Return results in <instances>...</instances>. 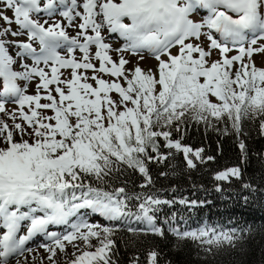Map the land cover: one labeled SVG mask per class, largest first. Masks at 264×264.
I'll return each instance as SVG.
<instances>
[{"label":"snow or ice","instance_id":"snow-or-ice-1","mask_svg":"<svg viewBox=\"0 0 264 264\" xmlns=\"http://www.w3.org/2000/svg\"><path fill=\"white\" fill-rule=\"evenodd\" d=\"M201 9L207 14L194 22L190 16ZM0 21V113L7 117L0 119V264L31 252L25 246L38 234L50 241L39 247L52 264L69 245L76 250L69 264H115L113 227L89 222L87 214L108 221L134 218L147 227L129 232L163 237L156 213L176 201L129 196L124 187L109 191L93 180L102 182L125 165L138 170L145 178L141 187H148L146 161L162 162L171 154L160 152V138L164 147L183 153L189 168L196 167L193 157L204 162L203 149L171 138L170 129L175 125L179 132L185 118L207 125L227 121L239 133L243 120L264 117V67L252 59L264 53V0H0ZM105 31L118 34L123 44L113 48ZM215 51L220 58L212 60ZM125 53L137 58L131 68ZM145 53L156 61L146 70L140 66ZM18 63L22 70H15ZM62 69L71 71L65 75ZM18 81H36L35 94ZM9 102L16 107L9 110ZM260 129L264 133V119ZM239 147L243 151L244 143ZM231 177L240 179L238 167L214 179ZM132 200L138 201L135 211ZM53 225L67 229L50 231ZM22 226L26 234L18 236ZM168 230L216 247H234L240 238L236 228L206 224ZM158 255L150 251L147 264H158Z\"/></svg>","mask_w":264,"mask_h":264},{"label":"trees","instance_id":"trees-1","mask_svg":"<svg viewBox=\"0 0 264 264\" xmlns=\"http://www.w3.org/2000/svg\"><path fill=\"white\" fill-rule=\"evenodd\" d=\"M264 117L245 119L237 133L230 122L213 121L212 125L185 118L178 132L174 125L170 131L173 140L195 149H203L204 162L195 160L189 168L182 152L164 147L160 138V152L169 154L162 162L146 161L152 184L145 183L138 170L121 165L105 180H93L96 186L113 190L124 187L129 196L149 194L162 200L176 201L171 206L161 205L156 213L157 224L165 230L163 237L144 232L132 233L128 228L143 229L147 225L133 219L116 221L112 239L115 246L111 258L115 264H147V254L159 253L158 264H264V133L260 120ZM169 130V129H164ZM227 130V131H226ZM240 142L245 145L242 151ZM155 155V153H151ZM208 157L213 159L208 160ZM238 167L240 179L217 181L215 175L229 168ZM244 184L251 187L245 188ZM217 186L220 191H217ZM184 199L189 203L180 204ZM196 201V205H191ZM133 211L138 201H129ZM173 217L175 219L173 220ZM169 223H165V220ZM218 230H239L235 246L227 243L220 247L201 245L198 241L181 240L168 229L195 230L204 225ZM211 251H205L206 248Z\"/></svg>","mask_w":264,"mask_h":264},{"label":"rangeland","instance_id":"rangeland-1","mask_svg":"<svg viewBox=\"0 0 264 264\" xmlns=\"http://www.w3.org/2000/svg\"><path fill=\"white\" fill-rule=\"evenodd\" d=\"M7 14L9 16L12 15V13L10 11L7 12ZM206 14H207L206 11L200 12V14H198V12H194L190 16V18L193 19L194 22H200L201 19L203 18V16L206 15ZM40 17L42 19H46V17H42V16H40ZM2 23L3 22L0 21V24H2ZM15 27L16 26L13 25V28H15ZM68 31H69L70 35H74L75 34V30L72 29V28L71 29L69 28ZM103 34L106 36L107 35V31H105ZM7 39L11 40L13 38L12 37H7ZM19 39L26 40V37L25 36H21ZM201 41L203 42L205 48H207L206 39L204 37H202ZM110 42H111V45L113 46V48H118L119 44L122 43L123 40L113 36V37L110 38ZM10 51H13V54H14L15 49H12ZM93 51H95V49H93ZM175 51L176 50L173 49L174 53H175ZM110 54L113 56V59H117V53L112 52ZM235 54H236L235 51L228 53L229 56H232V55H235ZM76 55L79 56L80 53L77 52ZM125 58L132 61V63H130L129 65H126L127 68H131L133 66V64H135L136 59H137L136 57L131 56L128 53H125ZM219 58H220L219 52L218 51L213 52V55H212L211 59L212 60H217ZM252 59H253V61H255L256 66L264 67V53H256V54L253 55ZM25 62L28 63L29 65H31V62L29 61V59L26 60ZM96 63H97V67H98V62H96ZM155 64H156V61L150 55H148L147 53H145V59L140 62V66L142 68H144L145 70L148 69V68H151V67L153 68L155 66ZM14 68H15V70H22L19 63L17 65H14ZM61 71L64 72L65 75H67L71 70L70 69H68V70L62 69ZM79 71H83V70H79ZM91 74H92V71L88 70V75L91 76ZM104 78L105 79H109V77H107V76H105ZM89 82H91V81H89ZM35 84H36V81L25 82L24 86L27 87V94H29V95L35 94ZM53 94L55 95V93H53ZM113 95L115 96V94H113ZM46 102L47 101H45V100L41 101V103H46ZM6 107L9 110H11V109L15 108L16 105H14L13 103L9 102V103L6 104ZM45 112L48 115L52 114L48 110H45ZM0 119L7 120V117H5L2 113H0ZM8 122L11 123V121H8ZM86 219H88L89 222L99 223L102 226H108V227H111L116 222V221L105 220L104 218L99 217V216H97L95 214H91V213L87 214ZM66 229H67V227H61L60 230H59V228L57 229L55 227H50L49 228L50 231H56L58 233H60V232L63 233ZM0 231H2V230H0ZM23 234H26V228H24V229L21 228L20 232H18L17 235L19 236V235H23ZM38 241L39 242H37V243H32V241L28 242L25 247L32 249V251L31 252L25 251L22 256L10 257L9 258L10 259V264H17V260H19L20 264H52V262L47 259V255L48 254L44 251L43 248L39 247L40 244H42V243H50V241H48V240H45V241L38 240ZM77 243L80 245L81 249H83V241H78ZM97 243L98 242L96 240H92V244L93 245H96ZM85 250L94 251L95 249L92 248V249H85ZM74 251H76V250L71 245H69L67 247V249H66V251L64 253H61V252L57 251V255L55 257L56 264H69V262L72 259L75 258L72 255V253ZM76 254L79 255V252H76Z\"/></svg>","mask_w":264,"mask_h":264},{"label":"bare ground","instance_id":"bare-ground-1","mask_svg":"<svg viewBox=\"0 0 264 264\" xmlns=\"http://www.w3.org/2000/svg\"><path fill=\"white\" fill-rule=\"evenodd\" d=\"M70 29H71V28H70ZM151 68H152V67H151ZM25 82H26V81H18V83H20L22 87L25 85ZM29 242H30V241H29ZM37 242H39V241H38V240H32V243H37Z\"/></svg>","mask_w":264,"mask_h":264}]
</instances>
